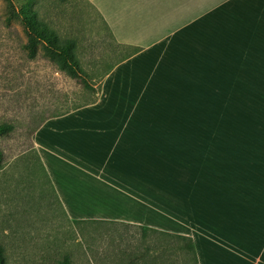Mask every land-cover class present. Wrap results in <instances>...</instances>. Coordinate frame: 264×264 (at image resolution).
<instances>
[{
    "label": "crops",
    "instance_id": "obj_1",
    "mask_svg": "<svg viewBox=\"0 0 264 264\" xmlns=\"http://www.w3.org/2000/svg\"><path fill=\"white\" fill-rule=\"evenodd\" d=\"M87 1L141 50L31 135L66 214L191 237L199 264H264V129L242 94L264 69V0Z\"/></svg>",
    "mask_w": 264,
    "mask_h": 264
},
{
    "label": "rangeland",
    "instance_id": "obj_2",
    "mask_svg": "<svg viewBox=\"0 0 264 264\" xmlns=\"http://www.w3.org/2000/svg\"><path fill=\"white\" fill-rule=\"evenodd\" d=\"M44 24L61 39L75 38L83 80L58 69L50 51L55 41L38 33ZM128 52L87 0H0V124L6 129L0 132V250L6 264H56L65 255L69 264H189L183 241L173 236L154 241L130 226L75 222L31 148L29 133L39 121L97 98L105 74ZM212 72L204 70V78L216 80ZM248 79L240 91L246 124L264 129V101H258L264 100V69L251 70Z\"/></svg>",
    "mask_w": 264,
    "mask_h": 264
},
{
    "label": "trees",
    "instance_id": "obj_3",
    "mask_svg": "<svg viewBox=\"0 0 264 264\" xmlns=\"http://www.w3.org/2000/svg\"><path fill=\"white\" fill-rule=\"evenodd\" d=\"M98 15L102 19L101 15L99 13H98ZM102 21L104 22L106 28L108 29V31L110 33V29H109L108 25L106 24V22L103 19H102ZM46 27H47L46 24H44V26L40 29V31L38 33L40 35H42L43 37H45L49 41V43L55 41V43L53 44L54 46H51L50 47V51H51V55L55 56L56 59H57L58 69L61 70L64 73H66L68 76H70L72 78H76V79H79V80H83V78H82V72H81V69H80V67L78 65L79 60H78V57L76 55L77 41L75 40V38H64V39H61L59 37V35H57V32L55 33V31H53V33L46 32L45 31V28ZM33 42H34V39H32V41L30 40L28 44L30 46H33ZM119 45L122 48L129 49L128 54L126 56H124L123 58H121L120 60H122V59H124V58H126V57H128V56H130V55H132V54H134L136 52H138L139 50H141V47L134 46V45H126V44H119ZM33 54L34 53H30L31 56H33ZM95 100H96V98L93 101H91V102H94ZM91 102H88V103H91ZM88 103H86V104H88ZM81 106H83V105L76 106V107H74L72 109H76V108L81 107ZM67 112H68V110L65 111V112H63V113L49 115L47 117H50V116H58V115H62V114L67 113ZM47 117L43 118L41 121H39L35 125L34 128L31 129V131L29 133L30 137H31L32 133L36 130V128ZM5 131H6L5 127L2 124H0V132L4 133ZM31 148L33 150L34 156H36V158H37L36 162L39 165H41L44 168V170H45V167L43 166V164L41 162V159H40L37 151L34 149L33 146ZM45 172H46V170H45ZM80 220H85V219H75L74 221L75 222H79ZM92 220H94V219H92ZM147 230H149V229L148 228H144V231H143V234H142L143 236H147V234H146V231ZM153 231H155V233H158V234H156L153 237V240L154 241H155L156 236H162V235L163 236H168V237L173 236L177 240L183 241V243L180 246V249L183 252H185L184 255L188 258L189 264H190V262L192 264H199L198 257H197V254H196V250H195V246H194V243H193V240H192L191 237L184 236V235H180V234H175V233L157 231V230H153ZM69 259H70V257L68 255H65L63 257V259H61L56 264H69ZM0 264H6L5 256L3 255V253H2L1 250H0Z\"/></svg>",
    "mask_w": 264,
    "mask_h": 264
}]
</instances>
